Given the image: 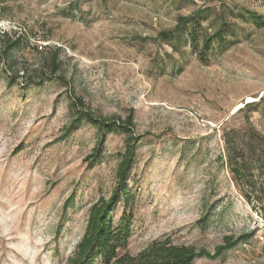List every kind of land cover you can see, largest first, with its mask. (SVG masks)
<instances>
[{
  "label": "rangeland",
  "instance_id": "1",
  "mask_svg": "<svg viewBox=\"0 0 264 264\" xmlns=\"http://www.w3.org/2000/svg\"><path fill=\"white\" fill-rule=\"evenodd\" d=\"M198 10L186 33L233 27L207 62L186 38L160 36ZM249 12L264 17V0H0V264H75L94 207L112 194L125 135L109 134L90 166L97 132L71 128L77 96L101 117L132 113L140 138L128 206L121 196L112 211L114 228L132 214L130 237L110 264L155 260L159 242L213 253L227 235L244 238L193 264H264V26ZM234 147L243 181L228 164Z\"/></svg>",
  "mask_w": 264,
  "mask_h": 264
},
{
  "label": "trees",
  "instance_id": "2",
  "mask_svg": "<svg viewBox=\"0 0 264 264\" xmlns=\"http://www.w3.org/2000/svg\"><path fill=\"white\" fill-rule=\"evenodd\" d=\"M250 18L259 26H264V17L257 15L256 13L249 12ZM204 11L198 10L191 16H182L179 18V23L173 30H163L160 32L161 38L169 42L170 44L179 43L182 39L186 38V41H191L199 50V58L202 62L208 61V52L213 47L214 43L219 42L220 45L226 44V35L233 31V27L229 23H222L220 27L213 34H206L202 39L199 34L194 31L187 32L185 28L188 25L197 26L200 25V19L204 18ZM202 42V48L198 49ZM16 45V42L7 44V50H10ZM12 68V67H11ZM59 69L56 58L52 60L51 72L56 73ZM10 72V71H9ZM17 74L10 72L9 85L16 83ZM252 103L249 104L251 106ZM71 110L73 113V119L71 122V128L78 126L83 121L91 123L97 132V145L94 147L93 152L85 158L90 166H93L101 156L102 146L107 136L111 133H123L125 135V150L122 154L120 162L118 163L116 178L117 183L112 191L109 199H102L93 209V214L87 227L83 241L80 244L83 249V256L76 261L75 264H92V262L98 257L103 256L105 264H110L111 259L117 256V250L126 246L128 238L130 237V223L132 214L124 213L122 221L119 227L114 228L112 225V211L118 204L121 196L125 197L126 206H128L129 195L127 191L128 175L135 161L136 150L139 144V135L133 132L134 118L130 113L125 119L122 117H101L98 116L87 107L82 97H74L71 104ZM260 138L261 149L264 152V138L257 134ZM228 135H225L226 142L230 145L231 140L227 139ZM232 140V145H233ZM231 148V146H230ZM235 155L232 152H228L230 170L237 179L243 181L246 177V155L244 149L235 148ZM241 185V184H240ZM243 185V184H242ZM241 185V186H242ZM258 200L264 208V180L259 186ZM245 196L250 199L248 193ZM201 221V219L199 220ZM244 237H237L227 235L224 237L223 243L218 244L215 247L214 252H210L207 249L196 250L192 247L171 249L167 251L165 249V242L156 243L153 248L161 250L162 254L155 260L146 261L144 264H193L197 257L215 258L224 251L233 248ZM124 259V258H123Z\"/></svg>",
  "mask_w": 264,
  "mask_h": 264
}]
</instances>
